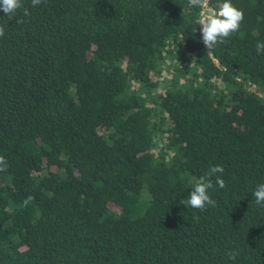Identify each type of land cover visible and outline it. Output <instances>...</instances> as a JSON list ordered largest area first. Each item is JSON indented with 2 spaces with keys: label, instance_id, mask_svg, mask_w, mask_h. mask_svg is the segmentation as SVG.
Returning <instances> with one entry per match:
<instances>
[{
  "label": "trees",
  "instance_id": "1",
  "mask_svg": "<svg viewBox=\"0 0 264 264\" xmlns=\"http://www.w3.org/2000/svg\"><path fill=\"white\" fill-rule=\"evenodd\" d=\"M231 2L210 51L188 0L0 10V264H264V0Z\"/></svg>",
  "mask_w": 264,
  "mask_h": 264
},
{
  "label": "clouds",
  "instance_id": "2",
  "mask_svg": "<svg viewBox=\"0 0 264 264\" xmlns=\"http://www.w3.org/2000/svg\"><path fill=\"white\" fill-rule=\"evenodd\" d=\"M42 3V0H31V6L35 7ZM189 5L204 9L207 7L208 0H188ZM23 7L22 0H0V10L4 15L12 18L16 11ZM25 16L30 15L28 8L23 9ZM244 19V12L242 9L233 5L231 0H223L217 10L209 9L202 14L199 25L202 43L207 51L212 50L218 43H223L224 40L230 37L231 34L237 32L240 28L241 22ZM19 22V21H18ZM5 34L4 27L0 26V38ZM257 54H264V42H257ZM7 168V161L4 156H0V171ZM224 168L220 164L211 166L209 170L198 179L194 181L192 191L180 203L186 207L205 211L206 206H215L216 201L209 195V189L213 187L212 177L215 176V184L218 188L223 189L225 181L217 173H223ZM255 203L264 207V183L257 185L252 192ZM34 197L28 196L23 201V206H27ZM229 258L235 260L237 253L229 252Z\"/></svg>",
  "mask_w": 264,
  "mask_h": 264
},
{
  "label": "built area",
  "instance_id": "3",
  "mask_svg": "<svg viewBox=\"0 0 264 264\" xmlns=\"http://www.w3.org/2000/svg\"><path fill=\"white\" fill-rule=\"evenodd\" d=\"M209 9H210V8H208V7L202 9V11H201V16H202L203 13H205V12L208 11ZM211 10H212V9H211ZM200 28H201V26H200Z\"/></svg>",
  "mask_w": 264,
  "mask_h": 264
}]
</instances>
